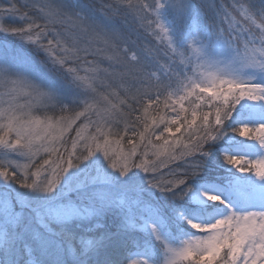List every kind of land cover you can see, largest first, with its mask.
Here are the masks:
<instances>
[{"label": "snow or ice", "instance_id": "obj_1", "mask_svg": "<svg viewBox=\"0 0 264 264\" xmlns=\"http://www.w3.org/2000/svg\"><path fill=\"white\" fill-rule=\"evenodd\" d=\"M0 264H264V0H0Z\"/></svg>", "mask_w": 264, "mask_h": 264}, {"label": "trees", "instance_id": "obj_2", "mask_svg": "<svg viewBox=\"0 0 264 264\" xmlns=\"http://www.w3.org/2000/svg\"><path fill=\"white\" fill-rule=\"evenodd\" d=\"M143 43L145 44V45H150V37H148L147 35H145L143 38Z\"/></svg>", "mask_w": 264, "mask_h": 264}]
</instances>
